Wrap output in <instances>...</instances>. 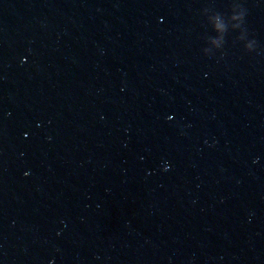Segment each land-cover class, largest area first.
<instances>
[{
  "label": "water",
  "instance_id": "obj_1",
  "mask_svg": "<svg viewBox=\"0 0 264 264\" xmlns=\"http://www.w3.org/2000/svg\"><path fill=\"white\" fill-rule=\"evenodd\" d=\"M0 264H264V0H0Z\"/></svg>",
  "mask_w": 264,
  "mask_h": 264
}]
</instances>
